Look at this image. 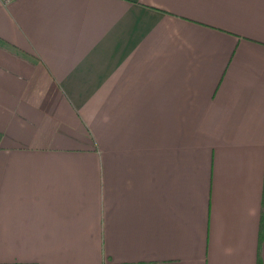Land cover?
I'll use <instances>...</instances> for the list:
<instances>
[{
  "label": "crops",
  "instance_id": "0c3cea01",
  "mask_svg": "<svg viewBox=\"0 0 264 264\" xmlns=\"http://www.w3.org/2000/svg\"><path fill=\"white\" fill-rule=\"evenodd\" d=\"M0 264H264V0H0Z\"/></svg>",
  "mask_w": 264,
  "mask_h": 264
},
{
  "label": "built area",
  "instance_id": "2783aa9c",
  "mask_svg": "<svg viewBox=\"0 0 264 264\" xmlns=\"http://www.w3.org/2000/svg\"><path fill=\"white\" fill-rule=\"evenodd\" d=\"M7 2L10 1V0H6Z\"/></svg>",
  "mask_w": 264,
  "mask_h": 264
}]
</instances>
